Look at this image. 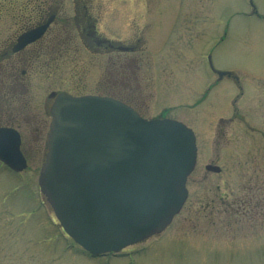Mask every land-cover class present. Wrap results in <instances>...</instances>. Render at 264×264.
I'll list each match as a JSON object with an SVG mask.
<instances>
[{
  "label": "rangeland",
  "instance_id": "1",
  "mask_svg": "<svg viewBox=\"0 0 264 264\" xmlns=\"http://www.w3.org/2000/svg\"><path fill=\"white\" fill-rule=\"evenodd\" d=\"M253 2L256 15H248L252 11L249 0H198L197 7L183 6L172 33L182 36H148L149 49L134 55L131 89L120 83L124 88L120 85L118 93L128 98L133 92L132 102L146 118L169 116L202 130V114L210 103L195 109H190V103L198 101L207 82L215 78L209 56L215 69L237 73L247 95L252 92L249 87L264 81V0ZM224 34L226 38L220 42ZM77 58L78 63L65 66L54 77L69 79L71 84L85 82L74 87L80 93L97 91L92 81L100 73L103 80L111 78L108 55L94 56L82 49ZM97 59L101 66L95 65ZM121 69L120 81L125 79ZM221 84L219 89L225 94L235 93L230 78ZM101 90L112 93L109 82ZM49 119L45 116L23 123L29 157L26 169L15 172L0 162V264H264L263 153L259 169H255L256 155L247 159L246 168L238 158L220 173L207 171L201 164L189 176L188 200L172 222L162 232L119 253L94 257L75 243L69 246L71 241L38 182L48 150ZM247 139L254 151L264 150L255 135ZM250 196H256L262 207L254 208L247 201L243 204L246 212H242L238 200Z\"/></svg>",
  "mask_w": 264,
  "mask_h": 264
},
{
  "label": "flooded vegetation",
  "instance_id": "2",
  "mask_svg": "<svg viewBox=\"0 0 264 264\" xmlns=\"http://www.w3.org/2000/svg\"><path fill=\"white\" fill-rule=\"evenodd\" d=\"M249 2L252 11L248 15L258 14L253 0ZM189 5L197 7L198 0L1 2L0 126L13 127L19 131L21 148L27 161L29 162V157L24 145L23 123L31 119L50 117L47 123L48 136L52 119L51 107L59 93L67 92L76 96L109 95L135 107L132 102L133 92L128 98L118 93L120 83L127 85L129 90L130 85H133L134 66L137 61L134 55L137 52H144L146 48L149 49L148 36H182V33L172 34L177 29L174 22L178 20L177 13L182 7ZM25 36L38 37L26 41ZM225 38V35L222 36L220 42ZM82 49L94 56L108 55L111 62L109 69L111 78L103 80L100 73L99 77L92 81L98 90L91 93L74 90L81 81L71 84L69 79L53 75L55 72L61 73L65 66L70 67L72 62L78 63L77 57ZM95 61V65L101 66V60ZM119 68H122L120 74L123 73L125 78L121 81ZM209 68L213 72L214 80L207 82L208 87L202 96L190 105V109H195L207 101L210 103L202 114L205 118L200 123L202 130L199 127L193 128L197 141V161L194 170L202 164L205 170L220 173L238 158L246 168L247 159L254 155L255 169H259L264 150L254 151L256 148L249 146L252 142L247 138L249 135H255L258 146L264 148V81H257L254 87H249L252 92L247 95L248 89L235 71L220 77L213 64H210ZM226 77L231 79L235 93L225 94L224 90L219 89ZM59 82L65 85L52 86ZM108 82L112 93L101 90L104 85L107 87ZM81 84L86 85L85 82ZM38 107L44 111L45 116L40 115ZM196 118H200V114L196 115ZM39 130L36 124L37 133ZM34 137H37L36 134ZM209 165L216 169H208ZM255 197L250 196L249 200L239 198L238 203L241 204L242 212H246L247 206L243 204L247 201L249 204L253 203L254 208L262 207V204L258 203L260 200Z\"/></svg>",
  "mask_w": 264,
  "mask_h": 264
},
{
  "label": "water",
  "instance_id": "3",
  "mask_svg": "<svg viewBox=\"0 0 264 264\" xmlns=\"http://www.w3.org/2000/svg\"><path fill=\"white\" fill-rule=\"evenodd\" d=\"M52 114L39 185L77 243L94 255L118 252L172 222L196 164L191 127L100 95L61 93ZM20 144L16 130L0 128V157L17 171L27 166Z\"/></svg>",
  "mask_w": 264,
  "mask_h": 264
}]
</instances>
